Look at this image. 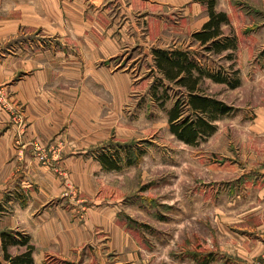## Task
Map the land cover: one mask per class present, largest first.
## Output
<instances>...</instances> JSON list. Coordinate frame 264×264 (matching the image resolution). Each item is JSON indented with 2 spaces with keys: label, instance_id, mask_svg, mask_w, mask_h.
Segmentation results:
<instances>
[{
  "label": "rangeland",
  "instance_id": "374dc122",
  "mask_svg": "<svg viewBox=\"0 0 264 264\" xmlns=\"http://www.w3.org/2000/svg\"><path fill=\"white\" fill-rule=\"evenodd\" d=\"M58 1L62 12L64 1ZM162 1L102 3V31L122 49L92 67L102 71L101 86L93 75L86 78L100 110L94 119L76 120L73 135L65 123L48 142L25 140L24 106L9 84L31 73L18 72L10 82L0 77V112L7 117L0 135L9 131L22 156L10 168L14 186L0 202V217L11 214L16 202L28 205L37 191L25 156L57 183L56 197L43 209L67 216L64 227L57 230L51 221L48 232L70 241L65 256L34 260L30 237L5 231L18 233L17 240L27 237L33 264H264V0H215V13L226 17L218 40L230 45L217 53L193 38L209 20L206 4ZM84 4L85 11L100 12V5ZM9 15L17 19V10ZM21 45L54 53L71 48L78 58L77 43L68 37L6 23L0 24V69ZM155 49L186 50L204 71L199 92L229 109L194 145L170 131L168 113L183 90L168 84L165 98L153 73ZM101 155L116 167L105 169ZM22 251L8 247L12 256Z\"/></svg>",
  "mask_w": 264,
  "mask_h": 264
},
{
  "label": "crops",
  "instance_id": "0c3cea01",
  "mask_svg": "<svg viewBox=\"0 0 264 264\" xmlns=\"http://www.w3.org/2000/svg\"><path fill=\"white\" fill-rule=\"evenodd\" d=\"M63 1L60 12L58 0H0V24L17 23L24 27L30 26L36 32L68 37L76 41L78 46V58L74 56L75 51L70 50L71 48L54 53L37 47V42L33 50H25L21 45L15 48L17 53L13 57L8 55L4 59L0 77L9 79L8 82L18 72L31 73L15 84H9L14 99L24 106L28 127L25 140L28 141L48 142L65 123L69 127V133L73 135L76 120L85 122L98 117L100 100L89 90L86 78L93 75L98 80L93 83L101 86L102 71L95 72L92 67L102 57L116 56L122 49L121 43L112 38V33L102 31V3L105 0H87L94 8L100 5L98 15L85 11L86 0ZM162 2L171 3L170 0ZM128 8L131 10L132 4ZM10 9L17 10V19L9 15ZM92 25L98 26L92 28ZM7 28L9 31L12 29L9 26ZM2 29L6 31V28ZM4 32L1 36H9V33L4 35ZM42 38L40 35L41 41ZM66 54L73 57L64 61ZM6 123V115L0 112V131L6 128ZM10 136L9 131L0 135V202L7 200L8 191L14 186V179L8 178L10 168L22 160L21 154L12 148ZM25 160L36 174L37 179L33 180L37 191L31 192L28 205L16 202L11 214L0 217V233L6 230L25 232L34 247V260L41 261L45 255L65 256L71 249L70 241L65 238L59 240L54 235L50 237L48 232L51 221L55 222L54 226L58 230L60 226L66 225L64 223L67 216L60 214L58 210L52 215L50 210L43 209L45 203L56 197L53 190L57 183L53 184L51 176L49 179V175L45 176L47 172L43 167L37 166L26 156ZM20 186L23 187L22 183ZM60 220L61 225L57 227Z\"/></svg>",
  "mask_w": 264,
  "mask_h": 264
},
{
  "label": "trees",
  "instance_id": "16d2710c",
  "mask_svg": "<svg viewBox=\"0 0 264 264\" xmlns=\"http://www.w3.org/2000/svg\"><path fill=\"white\" fill-rule=\"evenodd\" d=\"M207 5L209 20L202 30L193 35V38L206 50L219 52L228 48L227 40L220 42L219 25L225 22L226 17L222 13H215V0H197ZM154 60L153 73L156 76L158 87H163V94L167 98L169 85L182 89L180 99L176 100L168 113V122L171 133L188 145L196 144V141L207 137L214 131L212 122L229 112V109L221 102L206 97L199 92V82L204 75L190 58V54L184 49H155L152 52ZM217 82H225L221 77ZM167 83V84H165ZM158 87H154L157 90ZM155 91V90H154ZM155 94V93H154ZM100 163L105 169H114L115 161L106 155H101ZM18 234V233H14ZM12 232L0 233V264H33V247L28 245L27 237L15 239ZM17 236H20L19 234ZM24 248L17 255H10L8 247Z\"/></svg>",
  "mask_w": 264,
  "mask_h": 264
}]
</instances>
